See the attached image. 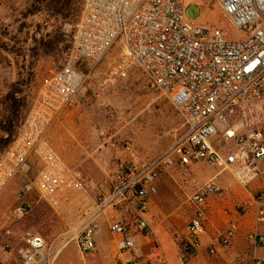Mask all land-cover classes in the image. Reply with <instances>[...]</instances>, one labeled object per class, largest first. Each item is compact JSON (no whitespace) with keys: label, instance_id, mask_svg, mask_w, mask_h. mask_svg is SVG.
Returning <instances> with one entry per match:
<instances>
[{"label":"built area","instance_id":"2783aa9c","mask_svg":"<svg viewBox=\"0 0 264 264\" xmlns=\"http://www.w3.org/2000/svg\"><path fill=\"white\" fill-rule=\"evenodd\" d=\"M192 1L197 0H82L68 59L41 79L31 108L0 153V192L16 176L35 168L37 196L51 209L71 199L89 204L59 241L48 243L26 233L25 248L19 250L21 264H49L70 242L82 254L96 253L103 222L114 240L118 264H140L141 257L150 264H166L159 244L152 240L149 215L158 178L173 163L185 174L201 162L217 169L187 197L190 216L177 247V264H191L203 248L207 203L221 194L217 177L224 172L246 196L234 207V218L209 238L206 252L213 255L228 247L242 229L254 249H264V186L253 190L264 179V0H213L221 16L242 33L240 38L188 18L186 6ZM113 47L117 51L104 83L124 81L134 70L140 71L150 90L168 98L185 131L164 155L141 160L130 152L102 194L65 162L45 133L78 104L85 76L76 63H97ZM29 190L24 183L18 195L26 196ZM28 208L20 203L13 215L19 219ZM141 241L148 248L137 254ZM251 264L264 261L255 258Z\"/></svg>","mask_w":264,"mask_h":264},{"label":"rangeland","instance_id":"374dc122","mask_svg":"<svg viewBox=\"0 0 264 264\" xmlns=\"http://www.w3.org/2000/svg\"><path fill=\"white\" fill-rule=\"evenodd\" d=\"M36 1L0 0V70L3 76L0 126L5 128L14 123V131L31 108L41 79L68 59L73 27L82 5V0H45L39 4ZM186 16L198 23L218 26L230 38L242 37V33L221 16L213 0L192 1L186 6ZM116 51L113 47L97 63H76L85 76L78 104L64 111L45 133L47 141L65 162L81 171L102 194L107 193L130 152L141 160L164 155L181 141L185 131L181 117L168 98L159 91L150 90L140 71L134 70L124 81L104 83L105 71ZM21 65L25 68L30 65L33 76L23 87L24 99L16 115L8 113L3 98L18 78ZM5 138L2 128L0 153L5 148ZM170 159L175 161L172 156ZM188 173L173 163L159 176L157 193L150 203L152 240L159 244L166 264H177V247L184 240L190 216L187 197L197 186L215 176L217 169L201 162L193 164ZM35 175L36 170L32 168L26 176H16L0 192V264H21L19 250L25 248L24 236L28 232L43 237L48 243L57 238L59 241V236L89 204L82 199H71L58 209H51L37 196ZM217 182L222 192L208 200L214 216L209 211L203 248L191 264H251L258 251L241 231L228 247L218 248L213 255L206 252L209 238L225 226L228 220L224 219L246 196L245 190L227 172L220 174ZM24 183L30 190L26 196H20L18 191ZM261 186H264V179L255 183L253 190ZM20 203L28 204L29 208L28 213L18 219L13 210ZM101 229L98 240L108 249L113 238L108 233L110 239H106ZM147 248L148 245L141 247L140 252L146 253ZM101 253L103 255L97 245L96 253L82 254L75 243L70 242L59 249L56 258L61 255L60 259H65L58 264H77L73 261L81 256L101 260ZM54 259L49 264H54ZM138 261L150 264L144 257Z\"/></svg>","mask_w":264,"mask_h":264},{"label":"trees","instance_id":"16d2710c","mask_svg":"<svg viewBox=\"0 0 264 264\" xmlns=\"http://www.w3.org/2000/svg\"><path fill=\"white\" fill-rule=\"evenodd\" d=\"M43 1H45V0H37L36 4H39V3L43 2ZM30 70H31V66L30 65L27 68H25L24 65H21L18 68V78L9 87L7 93L5 94V96L3 98V105H4L5 109L8 111V113H10V114H15L16 113V115H18V113H19V110H20L21 105L23 103L22 101L24 99V96H22L23 87L26 86V84H28L32 80V76L33 75L30 72ZM22 74H24L23 78L21 77ZM18 87H20V89H17ZM17 119L18 118L16 117L15 120H17ZM6 122H8V121H6ZM13 124H11V125L9 124L5 128H4L3 125H2V127L0 126V129L3 128V130L6 133V138L3 139L4 140L3 141L4 142V147H6L11 142L13 136L17 132V131H14V125Z\"/></svg>","mask_w":264,"mask_h":264},{"label":"crops","instance_id":"0c3cea01","mask_svg":"<svg viewBox=\"0 0 264 264\" xmlns=\"http://www.w3.org/2000/svg\"><path fill=\"white\" fill-rule=\"evenodd\" d=\"M2 72H1V70H0V86H2L3 85V76H2V74H1ZM209 208L211 209V205L210 204H208L207 203V210H208V213H209V211H211V210H209ZM214 211H211V214L213 213ZM213 216H214V213H213ZM234 216H235V212H234V210L233 211H231V213L224 219L225 221L226 220H230V219H232V218H234ZM250 222H247V228H249V226H250ZM108 230H107V225H106V223L105 222H103L102 223V229H101V232H102V236H105V238L106 239H110L109 237H108V233L109 232H107ZM242 232L243 233H245V230L244 229H242L241 230V234H242ZM110 235V234H109ZM111 236V235H110ZM109 241V240H108ZM238 243V242H237ZM141 247H143V246H146V242L145 241H141ZM96 245H98L100 248H101V250L103 251V255H102V253H101V255H102V258H101V260H98V261H96L95 259H92V258H90V257H85V256H81L79 259H77V260H75V261H73V262H75V263H77V264H118L117 263V260H116V256H117V250H116V246H115V244H114V241H113V239H112V241H110V246L108 247V249H105V248H103L102 247V245H101V243L99 242V240L97 239V241H96ZM257 251H258V255H257V258H260V259H262L263 261H264V249H262V248H257L256 249ZM141 252H140V250H138L137 251V254H140ZM61 258V255H60V257L58 258H56L55 257V259H54V264H58L59 262H65V259L63 258V259H60ZM196 258V257H195ZM72 262V263H73Z\"/></svg>","mask_w":264,"mask_h":264},{"label":"bare ground","instance_id":"6f19581e","mask_svg":"<svg viewBox=\"0 0 264 264\" xmlns=\"http://www.w3.org/2000/svg\"><path fill=\"white\" fill-rule=\"evenodd\" d=\"M67 245H68V243L63 244V245L61 246V248L65 247V246H67ZM58 252H59V251H58Z\"/></svg>","mask_w":264,"mask_h":264}]
</instances>
